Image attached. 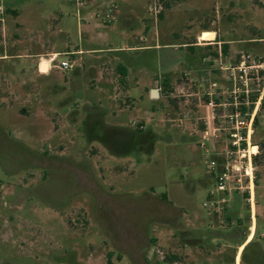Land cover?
<instances>
[{"label":"rangeland","instance_id":"obj_1","mask_svg":"<svg viewBox=\"0 0 264 264\" xmlns=\"http://www.w3.org/2000/svg\"><path fill=\"white\" fill-rule=\"evenodd\" d=\"M102 1L116 3L117 21L85 39L87 23L77 27L73 0H0V264H187L185 227L227 232L223 225L234 223L248 231L255 206L254 244L264 246V70L247 82L252 101L261 96L251 195L242 177V190L222 195L214 213L202 204L232 147L225 124L207 117L223 110L209 101H224L207 92L211 83L229 84L209 65L206 75L195 74L185 58L213 61L216 46L203 41L215 31L232 44L228 62L238 65L243 55L264 67V0H156L155 29L160 44L175 45L171 56L169 49L132 50L137 26L120 34L126 1L134 3V22L152 32L154 0ZM81 36L121 49L113 54L134 57L144 73L119 70L118 57L106 53L60 55L56 63L66 59L72 69L47 72L30 56L74 51ZM160 55L162 64H175L158 75ZM206 235L221 250L195 264H233V245ZM255 260L264 264V253Z\"/></svg>","mask_w":264,"mask_h":264},{"label":"crops","instance_id":"obj_2","mask_svg":"<svg viewBox=\"0 0 264 264\" xmlns=\"http://www.w3.org/2000/svg\"><path fill=\"white\" fill-rule=\"evenodd\" d=\"M85 5L83 6H77L75 4V15H76V22H77V27L80 29L82 27V25H86L87 27V31L84 32V38L85 39H89L92 38L94 36H99L101 37L103 34L102 32L105 31V26L106 24L102 23L101 20L95 19L96 21H93L94 19L91 18V15H93L94 13H96L99 10H102L105 8V6H107L108 4H114L115 7L117 8V5L115 2H103L102 0H85ZM126 10L123 13L122 17V26H121V31L120 34L124 35V36H128V34L133 33L134 30L133 28L137 26L138 28V35L139 38L138 43L136 45V47H131L132 50L135 49L134 51H138V53L143 52V51H157L159 49H163V50H167L169 49V53H166L164 55H173L174 53L172 49L173 46H175L174 44H160V40H159V36H158V30H156V25H157V20L155 21L153 19V25L154 28L152 30V32H150L151 27L148 25H144L143 20H141L140 24H136V22H134V7L132 2L127 3L126 1ZM78 14V17H77ZM159 18H161V15H159ZM85 20V22H83ZM98 20V21H97ZM117 21V12L115 10V20L112 22H116ZM149 28V30L146 32L145 36L143 34L145 28ZM151 33V34H150ZM213 34V39L211 40L212 43L216 46V53H214L215 57L214 59H217L219 54L223 57L224 63H230L228 62V57H227V53L224 54L223 50H222V45H227V50L232 49V44L229 41L226 42H222L219 41L217 38V33L215 31L211 32ZM202 34V33H201ZM83 36H81L80 42H81V46L85 47L86 50H83V48L78 47L76 50L74 51H68V52H58L57 50H53V49H48L46 51H39V52H35L34 54L30 55L32 58H38L40 61H45L46 59H42L43 57H49L51 55L57 54V55H67V56H74V55H84V54H92V55H96V54H101V53H106L109 55H115L113 54L114 52H116L117 50H121V49H114V48H105V47H97L94 46L92 44L89 43H84L83 42ZM137 42V41H136ZM147 43V45H145ZM160 45L162 47H160ZM199 45V44H198ZM121 48V47H120ZM123 50V49H122ZM164 55H160L158 57V67L160 66V72H158V75L160 74H164L166 72L165 67L168 66H174L171 64H175V62L170 61L169 64H162L161 63V58ZM58 56V57H59ZM57 57V58H58ZM120 60L121 63H119L120 65L118 66V69L122 71H126L129 73L130 69L133 71H136V73L138 74H143V71H139L140 69V62H136L134 59V57L128 55V54H122V55H118L117 56ZM186 61L188 63V65L191 67V69H193L194 73L197 75H206L205 72V68H207L206 66H210L211 68H216L215 63H213L212 61H210V57H203V59H201L200 63H196L194 57L191 56H186ZM230 58V56H229ZM142 63V62H141ZM45 64V63H44ZM197 64L200 66V69L197 67ZM41 66V65H40ZM177 65H175L176 67ZM143 69V68H141ZM224 74V73H223ZM97 76H99L100 79H103L102 75H100L99 73H97ZM225 78L226 76L223 75ZM130 82L132 83V86H136L137 85V81H134V79H130ZM225 83H228L227 79L224 80ZM224 87L222 84H218V83H211L209 85V87ZM151 91V90H149ZM129 92V91H127ZM210 117V115L207 113V117ZM207 123V121H206ZM223 227H226L228 229H230L227 232H209V233H204L202 231H199L197 229L194 228H187L185 227L184 229V239H185V244H186V260H187V264H195L197 259L203 258V259H208L211 255V253H219L220 252V248L219 246H214V245H210L206 239H205V235L206 236H211L213 238L216 239H222L230 244L233 245V259L232 262L233 264H240V261L242 259H244L246 264H256V260L255 258H257L258 253L262 254L264 253V246H260L258 243L254 244V240L256 238L257 232H258V225H257V211H256V206L254 207V214L252 215V219L251 222L249 224V229L248 231H243L242 232V228L240 229L239 227H235L234 223L228 224L226 223L225 225H223ZM260 239H264V232L260 233L259 235ZM212 241V240H211ZM219 245V244H218ZM212 251V252H211ZM200 257V258H199ZM210 259V258H209Z\"/></svg>","mask_w":264,"mask_h":264},{"label":"built area","instance_id":"obj_3","mask_svg":"<svg viewBox=\"0 0 264 264\" xmlns=\"http://www.w3.org/2000/svg\"><path fill=\"white\" fill-rule=\"evenodd\" d=\"M73 1H75L77 6H83L86 2L85 0ZM115 10L116 7L114 4H108L104 9L91 15V18L101 20L102 23L107 25L115 20ZM161 11L162 7L156 0L152 1L148 6V12L155 21L161 14ZM203 42L210 44L209 42H211V40H204ZM58 56L59 55L54 54L43 61L47 67L46 72L51 69H58L61 71H70L72 69V64L66 59L56 63ZM64 56L66 57L67 55L65 54ZM239 58L240 62L238 65H233L232 63L225 64L220 54L217 59L212 61L215 63L216 68L225 73L229 87H209L207 95L210 98H215L216 96V98H222L224 101L218 104L213 101L208 102V106H211L212 109H223L222 111L212 113L210 119L213 121L216 120L219 124H225V129L228 130L229 137L231 138L230 144L232 147L228 152L227 161L216 174L214 194L210 193L207 202L202 204V208L209 209L214 213H219L223 208L219 206L226 202V199L222 197V195H229L233 191L242 190V177L247 179L244 189L247 190L249 195H251L253 189L252 159L257 154V146L251 144V135L253 121L261 96H259L257 102L252 101V90L251 88L249 89L247 82L252 79V77L258 79V70H264L262 69L264 67L259 63H255L253 60L250 61L248 56L241 55ZM218 90L222 91L219 92ZM252 106L253 109L250 110ZM213 111L215 110L213 109ZM242 160L244 161V165H239ZM207 167L213 170L215 168V163L210 162Z\"/></svg>","mask_w":264,"mask_h":264},{"label":"water","instance_id":"obj_4","mask_svg":"<svg viewBox=\"0 0 264 264\" xmlns=\"http://www.w3.org/2000/svg\"><path fill=\"white\" fill-rule=\"evenodd\" d=\"M150 97L151 98H157L158 97V90H151L150 91Z\"/></svg>","mask_w":264,"mask_h":264},{"label":"trees","instance_id":"obj_5","mask_svg":"<svg viewBox=\"0 0 264 264\" xmlns=\"http://www.w3.org/2000/svg\"><path fill=\"white\" fill-rule=\"evenodd\" d=\"M222 50H223V53L226 54V53H227V46L222 45ZM121 70H122V69H121Z\"/></svg>","mask_w":264,"mask_h":264}]
</instances>
